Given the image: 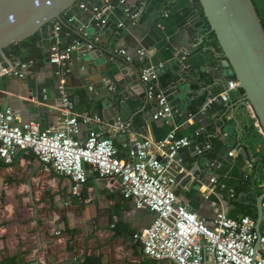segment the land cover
<instances>
[{"label":"crops","instance_id":"obj_1","mask_svg":"<svg viewBox=\"0 0 264 264\" xmlns=\"http://www.w3.org/2000/svg\"><path fill=\"white\" fill-rule=\"evenodd\" d=\"M102 1L87 0L86 9L76 8L72 13L74 22L62 25L58 39L51 36L42 43L40 36L38 44H28L27 50L41 54L42 59L34 62L24 78L7 75L0 79V110L12 108L20 120H34L42 130L59 126L67 115L62 104V82L57 67L50 62L49 50L55 42L65 47L77 39L86 42L99 36L96 49L91 50L95 51L93 57L80 50L73 53L71 73L64 83L75 110L91 116L88 123L80 120L76 137L84 141L92 131L104 132L113 138L121 158L131 160L135 140L160 141L176 130L178 135L191 139L190 147L182 152L186 171L179 176L176 187L178 202L209 224L220 210L232 217L240 216L237 187L246 176L256 169L259 187L264 189V133L243 103L244 96L236 99L238 90L230 93L228 101L204 107L211 98L225 92L228 79L222 83L214 79V71L222 69V61L208 46L207 31L196 32L190 20L176 16L184 7L189 8V0H128L133 2L129 5L132 11L140 13L135 20L120 0H111L115 10L108 25L100 28L92 9ZM174 10L176 14H172ZM120 22H124L123 27ZM84 32L89 33L88 38L83 37ZM194 32L198 51L206 55V61L189 53L185 60L193 61L194 67L183 68L180 57L195 47ZM123 49L133 58L131 61L121 54ZM141 50L147 52L144 57L139 55ZM116 59H122L131 71L134 68L140 81L145 67L160 63L177 76L192 77V72L199 75L173 86L177 91L173 93L176 104L172 117L154 119L157 104L149 99L125 122L129 128L124 132L117 125H109L103 113L105 100L113 103L110 97L117 92L106 86L108 81L117 87L112 75ZM202 95L207 97L203 107L191 113V101ZM224 103L229 104L225 113L212 109ZM99 104L103 109L97 122L94 116H99ZM207 110L209 114L204 118L193 120ZM233 150L236 154L230 156ZM14 160L12 166H3L0 157L1 263L14 258L17 264L36 260L40 264H74L75 259L82 264H172L144 254L135 234L148 229L156 214L136 208L133 199L125 198L120 178H102L88 168L86 183L75 192L71 178L43 164L32 151L16 155ZM244 202L248 203L246 199Z\"/></svg>","mask_w":264,"mask_h":264},{"label":"built area","instance_id":"obj_2","mask_svg":"<svg viewBox=\"0 0 264 264\" xmlns=\"http://www.w3.org/2000/svg\"><path fill=\"white\" fill-rule=\"evenodd\" d=\"M119 4L133 20L139 17V12H130L128 0H120ZM80 7L86 9V4H80ZM115 7L116 4L111 0H103L93 7L98 27L108 25L109 16ZM119 26L123 27L124 22H120ZM61 30L62 25L56 27V39ZM83 37L88 38L89 33L84 32ZM98 41L99 36H96L86 42L77 39L65 47L54 45L50 48V62L57 67V75L62 82V104L67 117L59 126L42 130L34 120H20L12 108L0 110V157L5 163H11L21 150H32L43 164L51 165L58 173L71 178L75 192H79L86 183L88 168H92L102 178H120L123 196L133 199L136 208L148 209L156 214L148 229L135 234L149 258L172 264H264V225L259 235L256 219L251 216L232 217L220 210L212 224H209L195 211L178 202L176 187L179 176L186 171L182 152L191 145L188 136H180L176 130H172L160 141L149 138L135 140L130 152L131 160L121 158L113 138L104 132L92 131L84 141L76 137L80 131V120L88 123L91 116L75 110L64 83L71 73L69 64L73 53L84 45L88 50H94ZM120 52L129 61L133 59L126 50ZM146 53L141 50L139 55L144 57ZM188 55L189 52H185L180 58L185 60ZM33 64V60H11V67L7 69L0 63V79L7 75L24 78ZM164 68L163 63L150 65L141 73V80L150 83L149 98L157 101L153 116L156 120H167L174 113L165 95L167 90L162 89L159 83ZM106 86L111 91L117 89L112 82L106 81ZM240 88L238 80L229 81L225 92L219 98H211L204 107L208 109L217 101H228L230 93ZM243 103L251 112L257 128L264 133L251 103ZM94 119L101 121L98 115ZM118 128L125 132L129 124L121 123ZM198 151L202 152L200 149ZM235 154L236 150L229 152L230 156Z\"/></svg>","mask_w":264,"mask_h":264},{"label":"water","instance_id":"obj_3","mask_svg":"<svg viewBox=\"0 0 264 264\" xmlns=\"http://www.w3.org/2000/svg\"><path fill=\"white\" fill-rule=\"evenodd\" d=\"M132 3L129 1V5ZM188 3L189 8L184 7L181 14L176 16L183 21L187 19L189 22L190 20L191 27L196 29V32L210 29V32L215 33L225 58H221V55L213 50L215 57L218 55L222 61V69L214 71L216 73L214 79L217 83H222L226 82L228 76H236V80L240 82L244 90V101L251 103L264 130V26L254 1L189 0ZM198 3L202 9L198 7ZM79 6V0H0V63L2 66L7 69L11 67V60L5 54V48L14 43L23 42L35 34H39L42 37V43H46L47 38L55 37L57 26L67 27V23L74 22L72 13ZM130 12L133 13L134 10L131 9ZM172 14H176L175 10ZM188 30H190L189 27ZM193 37L192 43L195 47L190 48V56L196 54V57H202L206 61V55L198 51L195 32ZM79 50L94 56L95 51L88 50L85 45ZM182 63L183 68L187 66L192 69L194 67L191 60H184ZM204 63L203 66L206 64ZM115 64L112 75L118 88L117 92L110 97L113 103L109 104L105 100L103 113L109 125L119 127L121 123L130 120L135 112L141 111L148 103L150 83L140 81L136 70L132 68L133 71H131L122 59H116ZM207 66L212 69L210 65ZM198 75V73H191L192 77ZM176 91L177 87H173L165 92L172 106L176 104L173 95ZM153 101L157 104L156 99ZM206 114H209L208 110L206 113H200L193 120L202 119ZM143 117L146 118V115L143 114ZM23 152L25 150L18 152V157ZM14 162L15 160L8 164L3 163V166H12ZM46 166L52 168L51 165ZM263 203L264 191L258 196L256 204V231L259 235L264 225ZM258 246L259 241L256 249ZM72 262L82 264L78 259ZM26 264H40V262L36 260ZM62 264L71 263L66 261Z\"/></svg>","mask_w":264,"mask_h":264},{"label":"trees","instance_id":"obj_4","mask_svg":"<svg viewBox=\"0 0 264 264\" xmlns=\"http://www.w3.org/2000/svg\"><path fill=\"white\" fill-rule=\"evenodd\" d=\"M258 14L262 19V24L264 26V2L263 6L261 7L257 0H253ZM87 0H79L80 4L86 3ZM198 7L200 9L201 6L198 3ZM63 29V28H62ZM208 33V46L211 50H215V53H218L221 55V58H225L223 50L216 38V35L214 32H210V29L206 30ZM40 41V35L35 34L28 39H26L23 42L20 43H14L10 45L9 47L5 48V54L8 56V58L12 61H21V62H27L30 60H33L35 63L42 59V55L39 53H34L33 51H28L27 47L28 44L30 45H36ZM193 77L190 76H177L175 73H172L169 69H163V71L160 73L159 76V83L162 89H169L175 85H181L183 83H187L188 81L193 80ZM231 80H236V76H228V82ZM242 95L244 96V90L240 88L238 90V96ZM207 97L206 95H202L198 98H195L191 101L189 105V111L191 113H197L200 111L201 107H203L204 103L206 102ZM229 104H215L213 105L212 109L216 110L218 113L223 114L228 110ZM100 118H102V104H99L96 107ZM243 184H239L237 187V200L236 205L238 211L241 213L240 216H251L254 219H257V198L258 196L264 191L263 188L259 187V176L257 173V170L255 169L252 174L247 175L246 178L243 181ZM242 195V196H241ZM247 200V204H245L244 199ZM235 217V216H233ZM238 217V216H236ZM98 262V261H96ZM0 264H17L16 259L7 260L3 263L0 262Z\"/></svg>","mask_w":264,"mask_h":264},{"label":"rangeland","instance_id":"obj_5","mask_svg":"<svg viewBox=\"0 0 264 264\" xmlns=\"http://www.w3.org/2000/svg\"><path fill=\"white\" fill-rule=\"evenodd\" d=\"M258 1V3L260 4V6L262 7L263 6V2H264V0H257Z\"/></svg>","mask_w":264,"mask_h":264}]
</instances>
